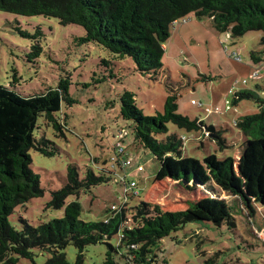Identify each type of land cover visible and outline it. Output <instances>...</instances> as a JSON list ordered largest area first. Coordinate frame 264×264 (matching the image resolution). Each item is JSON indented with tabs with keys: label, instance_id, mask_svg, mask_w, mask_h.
Here are the masks:
<instances>
[{
	"label": "rangeland",
	"instance_id": "obj_1",
	"mask_svg": "<svg viewBox=\"0 0 264 264\" xmlns=\"http://www.w3.org/2000/svg\"><path fill=\"white\" fill-rule=\"evenodd\" d=\"M185 20L186 23L171 28L164 66L157 76L132 72L130 68L134 69V63L127 59L115 62V74L121 81L110 79L95 84V80L103 76L101 61H112L114 56L94 43L81 45L77 38L86 35L83 28L62 26L53 18H25L0 11V86L13 87L32 96L56 88L61 79H69L70 93L79 101L72 108L64 105V114L69 115L64 136H57L51 126H47L42 118L39 120L37 138L40 140L45 136L56 145L58 153L47 157L35 150L30 152L31 169L40 176L44 196L16 210L10 222L18 230L21 219L39 226L64 217V209H49L47 205L52 192L64 186L69 165L78 166L83 178L88 167H103V162L108 161L106 168L109 171L137 183L140 199L160 205L165 211L186 210L191 203L209 195L231 208L236 222L233 232L225 225L190 223L158 244L155 264H203L205 255L212 256L217 252L221 253L218 264H264V205L254 199L245 201L240 195L239 180L247 168L261 167L264 147L246 140L235 126L239 117L254 114L256 105L243 101L238 107H232L233 91L254 90L256 84L264 86V64L256 65L250 58L252 52L263 51L260 40L264 34L254 31L235 39L218 33L210 19L200 21L192 14ZM38 31L43 33L40 40L43 53L33 61L30 54L35 42L31 38ZM256 72L258 78H255ZM125 91L136 94L137 106L146 116L163 112L167 97L176 94L179 114L222 131L229 146L223 151L210 135L189 133L168 125V135L178 134L184 139L187 158L203 161L210 155L220 160L233 156L236 185L219 188L210 183L189 193L171 180L156 181L160 162L151 152L134 143L130 122L120 115V97ZM192 101L197 104L193 105ZM216 108L218 112H206ZM119 139L123 141L121 147L129 153L124 155L125 160H131V165L124 166L123 170L112 169L114 148ZM139 166L142 171L138 170ZM125 191L124 184L112 180L91 192H81L79 197L71 196L66 203L78 201L81 204L83 221L101 222L113 205L123 204ZM132 197L128 204L130 208L139 201ZM199 242L202 245L198 252ZM110 243L114 245L116 239ZM107 250L103 244L88 247L85 264H102ZM34 253L36 264H45L50 257L49 253L39 250ZM65 253L69 262L76 261L77 250L73 243ZM19 264L32 262L21 259Z\"/></svg>",
	"mask_w": 264,
	"mask_h": 264
},
{
	"label": "trees",
	"instance_id": "obj_2",
	"mask_svg": "<svg viewBox=\"0 0 264 264\" xmlns=\"http://www.w3.org/2000/svg\"><path fill=\"white\" fill-rule=\"evenodd\" d=\"M0 11L25 18H53L62 26L83 28L86 35L77 38L81 45L94 43L114 56L112 61H101L103 76L97 78L95 84L110 79L121 81L115 74V62L127 59L134 63V69L130 68L132 72L157 76L164 66L165 46L171 37V28L176 21L192 14L200 21L210 19L218 33L230 38H242L254 31L264 34V0H0ZM42 37L43 33L38 31L31 38L35 42L30 54L33 61L43 53ZM260 46L263 51L250 54L256 65L264 64V36ZM71 85L69 79H61L56 88L32 96L13 87L0 86V264H19L21 259L36 264L34 250L50 254L45 264H85L86 249L99 244L108 248L102 264H155L158 244L190 223L225 225L233 232L236 222L231 208L211 195L191 203L186 210L174 212L145 202L138 195L134 196L139 201L133 207H128L129 203L119 205V210L108 211L104 221H83L81 204L78 201L67 204V199L79 197L81 192H91L112 180L121 183L118 175L106 168L108 161L103 162V167H88L83 178L78 166H68L64 186L52 192L47 205L49 209H64L63 218L39 226L21 219L19 230L12 225L10 218L19 207H26L34 199L44 196L40 176L31 169L30 152L35 150L47 157L58 153L56 145L45 136L40 140L37 138L36 130L42 118L57 136H64L69 116L64 114V105L72 108L79 103L70 93ZM261 91L264 86L234 91L232 107H238L243 101L256 105L257 111L239 117L235 126L246 140L264 147V97ZM177 100L176 94L169 95L163 112L146 116L137 106L136 94L125 91L120 97V115L130 122L134 143L151 152L161 164L156 181L171 180L189 193L210 183L219 188L236 185L233 156L220 160L210 155L203 161L187 158L184 139L178 134L168 135V125L172 124L189 133L212 136L221 151L229 147L222 131L179 114ZM121 142L119 139L115 145L112 169L119 167L123 170L128 161L124 155L129 153L121 147ZM239 180L242 198L245 201L254 199L264 205V163L261 167L242 171ZM113 239H116L114 245L110 243ZM71 243L77 250L74 263L68 261L65 253ZM200 245L201 242L197 243L198 252ZM220 257V252L205 255L203 264H218Z\"/></svg>",
	"mask_w": 264,
	"mask_h": 264
},
{
	"label": "built area",
	"instance_id": "obj_3",
	"mask_svg": "<svg viewBox=\"0 0 264 264\" xmlns=\"http://www.w3.org/2000/svg\"><path fill=\"white\" fill-rule=\"evenodd\" d=\"M181 22H183V23H186L187 22V20H182V21H176L175 23H174V25H177V24H180ZM229 37V36H228ZM239 60H240V58H238ZM258 74H257V72H256V76H257ZM234 92V91H233ZM192 104L193 105H196L197 103L195 102V101H192ZM219 111V109H215V110H206V112L207 113H213V112H218ZM131 165V161L130 160H128V161H126V163H125V166H130ZM138 170L139 171H142L143 170V168L141 167V166H139L138 167ZM125 177H122V176H118V180L122 183V184H124V186H125V188H126V191H125V196H124V199H123V204H121V207L122 206H125L127 203H129V198L130 197H132V196H138L139 195V191H138V189H137V183L135 182V181H129L128 179H124ZM121 207H119V206H116V205H113L112 207H111V209L112 210H119ZM109 221L107 220L106 221V223H108Z\"/></svg>",
	"mask_w": 264,
	"mask_h": 264
},
{
	"label": "crops",
	"instance_id": "obj_4",
	"mask_svg": "<svg viewBox=\"0 0 264 264\" xmlns=\"http://www.w3.org/2000/svg\"><path fill=\"white\" fill-rule=\"evenodd\" d=\"M257 86H262V85H260V84H256V87H257ZM256 87H255V88H256ZM260 94H261V96L264 97V91H262Z\"/></svg>",
	"mask_w": 264,
	"mask_h": 264
}]
</instances>
